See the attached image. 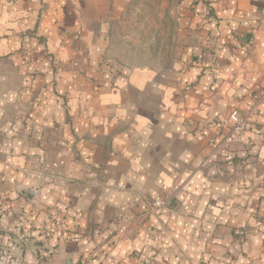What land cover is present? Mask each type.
I'll list each match as a JSON object with an SVG mask.
<instances>
[{"label":"crops","instance_id":"crops-1","mask_svg":"<svg viewBox=\"0 0 264 264\" xmlns=\"http://www.w3.org/2000/svg\"><path fill=\"white\" fill-rule=\"evenodd\" d=\"M143 7L0 0V244L29 263L264 264V0ZM161 196L176 206L149 214ZM145 214L124 236L110 222Z\"/></svg>","mask_w":264,"mask_h":264},{"label":"rangeland","instance_id":"rangeland-1","mask_svg":"<svg viewBox=\"0 0 264 264\" xmlns=\"http://www.w3.org/2000/svg\"><path fill=\"white\" fill-rule=\"evenodd\" d=\"M162 1L163 0H144L145 7H143L142 10L138 11V13L135 15V17L139 21L145 20V18H149V17L153 18L154 20L156 18H158V17H161V13H163V11L157 10L156 6L158 4H160ZM164 1H166V0H164ZM168 1H170L171 3H176L178 0H168ZM137 27H138L137 28V30H138L137 33H138L139 36L145 35L147 31L150 34L153 33L155 35L157 30L159 29V25H153V26L152 25H148V26L147 25H142V26H137ZM158 31H160V30H158ZM150 44H151L150 42H145V41L141 43V45L143 47H145V48H147ZM158 198H156L155 201L152 204H149V211H150L149 214L153 213L154 216H156V215L158 216V212H159L160 209H162L164 207L174 208L176 206L175 203L172 202V199L170 197H162V198H164V199H166L168 201L167 205H162V204L158 205L157 204L158 203ZM146 214H145V217H141L139 219H136V222L134 224H131V221L133 220V218L135 216H130V215L116 216V217L112 218L110 222L113 225L112 227H113L115 233L117 235L121 234V236H124L125 233H128L131 230V226H132V228H134V227L140 225L141 222H145L147 219H149L150 215L146 216ZM56 218H58V217H55V219ZM55 219H54V228L56 229V235H58L59 237H63L64 233H62L61 235L58 234V231H57L58 229H57V227L55 225ZM61 220H62L63 224H65V226H66V223L63 220V218H61ZM65 230L63 232H65ZM158 254H159V251H157L154 256H157ZM169 254H170V257L172 255H175V256L177 255L175 251L170 252ZM175 260H176V257H175ZM85 261H87L89 264H91L92 256L91 255L87 256ZM157 261H158V258H157Z\"/></svg>","mask_w":264,"mask_h":264},{"label":"built area","instance_id":"built-area-1","mask_svg":"<svg viewBox=\"0 0 264 264\" xmlns=\"http://www.w3.org/2000/svg\"><path fill=\"white\" fill-rule=\"evenodd\" d=\"M226 122H230L232 124V130L234 132L243 131L248 124V116L247 114H242L238 109L233 110ZM158 205H167L168 201L162 197L158 198ZM55 225L57 227L58 234L61 235L64 233L63 231L66 229L65 224H63L60 217L55 219ZM0 264H52V262L48 259L47 256L41 254L39 261L37 263H29L23 259L20 255H17L10 250H7L0 244ZM75 264H89L87 261H81Z\"/></svg>","mask_w":264,"mask_h":264},{"label":"water","instance_id":"water-1","mask_svg":"<svg viewBox=\"0 0 264 264\" xmlns=\"http://www.w3.org/2000/svg\"><path fill=\"white\" fill-rule=\"evenodd\" d=\"M25 194H27L29 197H31V194H33V192H31L30 190H26L24 191ZM64 264H73V260L72 259H67Z\"/></svg>","mask_w":264,"mask_h":264}]
</instances>
